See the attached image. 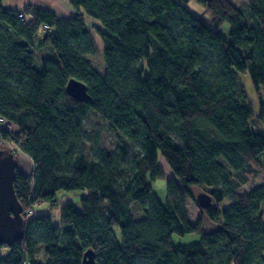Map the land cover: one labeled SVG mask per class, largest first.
Segmentation results:
<instances>
[{"label":"trees","instance_id":"obj_1","mask_svg":"<svg viewBox=\"0 0 264 264\" xmlns=\"http://www.w3.org/2000/svg\"><path fill=\"white\" fill-rule=\"evenodd\" d=\"M4 1L0 117L16 130L1 128L0 141L11 138L34 169L17 170L27 225L21 240L0 244V264H82L88 249L99 264H264V181L239 193L264 171V131L251 126L237 79L248 72L264 89V0H249L247 13L231 0H68L75 13L67 19L42 7L4 9ZM87 16L104 28L102 71L86 57L95 48ZM44 47L54 55L38 56ZM70 79L85 84L86 100L68 92ZM91 112L121 135L115 152L95 143L89 156ZM160 155L179 183L166 182L165 205L151 184ZM199 191L213 202L193 223L187 200ZM60 192L79 193L61 206L60 224L29 215L55 206ZM174 234L199 239L175 243Z\"/></svg>","mask_w":264,"mask_h":264},{"label":"rangeland","instance_id":"obj_2","mask_svg":"<svg viewBox=\"0 0 264 264\" xmlns=\"http://www.w3.org/2000/svg\"><path fill=\"white\" fill-rule=\"evenodd\" d=\"M236 6L244 10L246 13L249 11L248 2L249 0H231ZM185 6L191 11L193 14L197 16H202L208 21L211 20V13L201 4L195 1H189L185 4ZM74 11V9L71 7ZM86 23L89 29L91 30V34L94 40V52L92 54L86 55L88 61L98 70L102 71L104 69V57H103V40L99 34V30H103V26L99 21L95 19L86 17ZM39 54L43 55H54V51L50 47H44L42 50L38 51ZM237 79L240 84V91L243 87L245 95L244 100L248 103V105L252 109V116L250 118L251 126L260 131H264V110L260 112V104H263L264 109V89L257 91L252 82L251 76L248 72H238ZM243 92V93H244ZM84 131L86 135L90 136L93 140L91 144L87 145V149L89 151V156L92 155V147L96 144L106 147L113 152L121 145L122 137L121 135L112 129L109 124L97 113L91 112L84 122ZM8 127L10 132L12 130V126L7 122L4 124L0 123V129ZM96 143V144H95ZM0 147L6 148L15 153L17 159L19 160V170L22 171L26 175H31L34 169L33 162L30 157L22 152L19 145L15 143L11 138H1ZM93 156V155H92ZM159 165V178L157 180H153L151 182L154 192L158 199L165 205L166 197H167V188L166 182L168 180L175 181L178 183V180L175 178L173 171L167 161L164 159L162 155L158 158ZM264 181V171L255 174L250 177V179L244 183L239 189V193L249 192L255 186L261 184ZM179 184V183H178ZM200 190V189H197ZM200 193V191H199ZM79 196L78 192H60L58 195L57 204L55 206H50L49 204H41L33 207V212H30L29 215H36L47 213L50 214L53 222L56 224L61 223L60 218V208L68 201H76ZM231 204V201L225 199L222 203L219 204L221 210H224ZM78 205V203H77ZM201 206L199 205L197 200L188 199L187 200V212L189 219L195 223L197 219L200 217ZM133 210L137 214L140 215L139 206L137 204L133 205ZM264 219V218H263ZM172 239L175 243H188L199 239V236L196 234H186V235H177L174 234ZM2 253L4 255L8 254L9 248L7 246L2 247ZM138 264H148L145 261H140Z\"/></svg>","mask_w":264,"mask_h":264},{"label":"water","instance_id":"obj_3","mask_svg":"<svg viewBox=\"0 0 264 264\" xmlns=\"http://www.w3.org/2000/svg\"><path fill=\"white\" fill-rule=\"evenodd\" d=\"M67 90L78 100L88 98L85 84L76 79L69 80ZM19 164L14 152L0 148V244L12 245L25 235L27 219L14 185ZM196 199L202 208L213 202L206 192L196 193ZM82 264H99L93 249L84 253Z\"/></svg>","mask_w":264,"mask_h":264},{"label":"crops","instance_id":"obj_4","mask_svg":"<svg viewBox=\"0 0 264 264\" xmlns=\"http://www.w3.org/2000/svg\"><path fill=\"white\" fill-rule=\"evenodd\" d=\"M2 5L4 9L18 11L25 9L28 6L42 7L53 11L57 16L65 19L69 18L75 13V10L73 11L71 9L72 5L69 3L68 0H5ZM35 41L36 44H40L41 36L39 35ZM11 126L12 130H16L15 125Z\"/></svg>","mask_w":264,"mask_h":264},{"label":"built area","instance_id":"obj_5","mask_svg":"<svg viewBox=\"0 0 264 264\" xmlns=\"http://www.w3.org/2000/svg\"><path fill=\"white\" fill-rule=\"evenodd\" d=\"M19 17L22 20H26L29 17V15H26L25 13L20 12L19 13ZM49 29H50L49 26L47 24H44V25L41 26L40 31L44 32V31L49 30ZM5 122H6V120L3 117H0V123L4 124Z\"/></svg>","mask_w":264,"mask_h":264}]
</instances>
